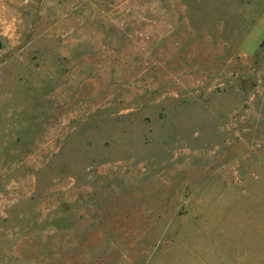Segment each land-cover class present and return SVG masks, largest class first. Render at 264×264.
<instances>
[{
	"label": "rangeland",
	"instance_id": "374dc122",
	"mask_svg": "<svg viewBox=\"0 0 264 264\" xmlns=\"http://www.w3.org/2000/svg\"><path fill=\"white\" fill-rule=\"evenodd\" d=\"M0 264H264V0H0Z\"/></svg>",
	"mask_w": 264,
	"mask_h": 264
}]
</instances>
